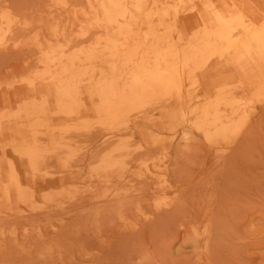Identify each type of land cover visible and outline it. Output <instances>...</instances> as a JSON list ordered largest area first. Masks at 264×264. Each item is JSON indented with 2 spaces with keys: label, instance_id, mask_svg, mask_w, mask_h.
I'll use <instances>...</instances> for the list:
<instances>
[{
  "label": "rangeland",
  "instance_id": "rangeland-1",
  "mask_svg": "<svg viewBox=\"0 0 264 264\" xmlns=\"http://www.w3.org/2000/svg\"><path fill=\"white\" fill-rule=\"evenodd\" d=\"M118 1L0 0V264H264V0Z\"/></svg>",
  "mask_w": 264,
  "mask_h": 264
},
{
  "label": "bare ground",
  "instance_id": "bare-ground-1",
  "mask_svg": "<svg viewBox=\"0 0 264 264\" xmlns=\"http://www.w3.org/2000/svg\"><path fill=\"white\" fill-rule=\"evenodd\" d=\"M109 1V0H108ZM137 2V9L140 12H144L148 10L147 6L143 5V0H135ZM259 1V0H258ZM98 2V1H97ZM101 2V1H100ZM149 1H145L144 3H147L148 5ZM261 2V1H260ZM259 2V3H260ZM258 3V2H257ZM262 4V3H261ZM153 5V4H152ZM263 5V4H262ZM60 6V5H59ZM94 6V4H93ZM104 7V6H103ZM111 7L117 11H119L120 17L128 20L130 17L128 15L127 7L123 5L120 1L118 0H111ZM233 7V6H232ZM231 7V8H232ZM65 9V8H64ZM147 9V10H146ZM234 9V7H233ZM102 10V9H101ZM106 10V9H104ZM239 12V11H238ZM264 9L260 7L259 5H254L253 7L250 8L249 10V16L250 24H247L244 22L243 17H238V18H229V19H219L218 24L220 21L224 22L223 26H217L213 32H212V37L215 39V44L222 42V41H229L230 38L232 37V34L234 31H239L240 32V37L238 39V43L241 45V55L247 56V54L251 53H256L260 56H264ZM106 14L109 15V11H106ZM238 13L235 12V16ZM146 15V13H145ZM233 15V14H232ZM240 15V13L238 14ZM237 15V16H238ZM2 18V17H1ZM228 18V17H227ZM148 19V18H147ZM133 21V20H132ZM236 22H239V26L234 28V25H236ZM217 24V23H216ZM103 32V31H102ZM67 33V32H66ZM69 33V32H68ZM6 34V33H5ZM8 34V32H7ZM103 34V33H102ZM154 36V35H153ZM91 37V36H90ZM90 39V38H89ZM3 41V40H2ZM1 41V42H2ZM5 41V39H4ZM83 41V40H82ZM87 41V40H86ZM0 42V43H1ZM4 43V42H3ZM87 44V43H86ZM2 46V45H1ZM4 47V46H3ZM40 49V48H39ZM111 52V51H110ZM43 53V52H42ZM203 53V52H202ZM238 56V55H237ZM248 57V56H247ZM238 58V57H237ZM259 58V57H258ZM253 59V58H252ZM249 61V60H248ZM258 62V61H257ZM161 67V66H160ZM136 73H134L135 75ZM179 69L177 68H161L159 69L156 73H153L145 82H142L140 85L136 86L133 90V100L134 102L137 100H140L141 102L143 100H147L151 97H156L155 95L158 94L159 92H169L171 89L174 87H178L181 89V75H179ZM133 75V73H132ZM131 75V76H132ZM133 75V76H134ZM130 76V77H131ZM140 76V75H139ZM258 76V75H257ZM137 77V76H136ZM138 79V78H137ZM144 79V78H143ZM136 80V79H135ZM142 80V79H141ZM131 85V84H130ZM110 86V85H109ZM112 86H110V89ZM129 87V86H128ZM109 88V87H108ZM107 88V90H108ZM132 88V86H131ZM122 89V88H121ZM124 89V88H123ZM122 89V90H123ZM132 90V89H131ZM104 92V91H103ZM114 92V91H113ZM119 92V91H117ZM130 92V91H129ZM131 93V92H130ZM103 95V94H102ZM263 95V94H262ZM104 96V95H103ZM107 96V94L105 95ZM111 96V94H110ZM127 96V95H124ZM167 98V97H166ZM107 99V97H106ZM110 99V98H109ZM130 100V99H128ZM139 101V102H140ZM165 101V100H164ZM163 101V102H164ZM121 102V101H120ZM140 102V103H141ZM128 103V102H127ZM161 103V102H160ZM107 104V103H106ZM123 104V103H122ZM167 104V103H166ZM135 107V105L133 104ZM163 106V105H162ZM235 107V106H234ZM222 109V108H221ZM158 110V109H157ZM237 110V109H236ZM235 110V111H236ZM114 111V110H113ZM149 111V109H148ZM233 113V112H232ZM238 113V112H237ZM140 114V113H139ZM28 116V115H27ZM241 121V120H240ZM239 123V122H238ZM241 123V122H240ZM120 124V123H119ZM125 124V123H124ZM240 125V124H239ZM116 127V126H115ZM228 127L224 126L221 127L217 134L216 137H225L228 129ZM243 129V128H242ZM94 135V134H93ZM234 138V137H233ZM134 147V146H133ZM243 147V146H242ZM129 148V147H128ZM43 154V153H42ZM121 156V155H120ZM107 163V162H105ZM130 166V165H129ZM109 167V166H107ZM112 167V165H110ZM112 169V168H111ZM15 171V170H14ZM15 174V173H14ZM153 174V173H152ZM155 177V176H154ZM20 180V179H18ZM15 182V181H14ZM166 182V181H165ZM16 183V182H15ZM117 184V183H116ZM95 185V184H94ZM165 185V184H164ZM166 186V185H165ZM164 186V187H165ZM19 187V186H18ZM45 190V189H44ZM166 205V204H165ZM125 214V213H124ZM149 215V214H148ZM125 218V217H124ZM126 221V220H125ZM10 223V222H9ZM42 223V222H41ZM215 223V222H214ZM68 227V226H67ZM60 231V230H59ZM46 237V236H45ZM60 242V241H58ZM9 243V242H8ZM9 245V244H8ZM66 252V251H65ZM34 255V254H33ZM46 257V256H45ZM60 257V256H59ZM69 258V257H68ZM19 259V258H18ZM61 259V258H60ZM12 261V260H11ZM25 261V260H24Z\"/></svg>",
  "mask_w": 264,
  "mask_h": 264
}]
</instances>
